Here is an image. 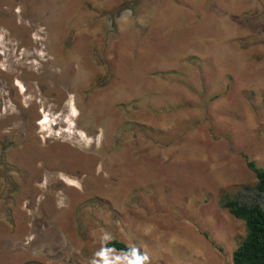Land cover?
<instances>
[{
  "label": "rangeland",
  "instance_id": "obj_1",
  "mask_svg": "<svg viewBox=\"0 0 264 264\" xmlns=\"http://www.w3.org/2000/svg\"><path fill=\"white\" fill-rule=\"evenodd\" d=\"M0 44V264H135L111 240L234 264L246 228L222 202L257 201L264 168V0H0ZM40 45L61 62L22 76ZM67 112L79 138L45 141Z\"/></svg>",
  "mask_w": 264,
  "mask_h": 264
},
{
  "label": "trees",
  "instance_id": "obj_2",
  "mask_svg": "<svg viewBox=\"0 0 264 264\" xmlns=\"http://www.w3.org/2000/svg\"><path fill=\"white\" fill-rule=\"evenodd\" d=\"M248 167L254 172L257 201L243 203L238 199H226L222 206L235 218L242 220L246 228V235L240 245L233 251L234 264H264V168L256 166L252 161ZM105 247L115 248L127 256L136 255L135 249L126 243L111 240Z\"/></svg>",
  "mask_w": 264,
  "mask_h": 264
},
{
  "label": "bare ground",
  "instance_id": "obj_3",
  "mask_svg": "<svg viewBox=\"0 0 264 264\" xmlns=\"http://www.w3.org/2000/svg\"><path fill=\"white\" fill-rule=\"evenodd\" d=\"M43 35H45V33H42ZM44 38H41L40 39V42L42 43V42H44ZM2 41H3V39H2ZM2 41H1V43H2ZM38 41H39V39H38ZM6 42V41H5ZM40 42L39 43H37V44H35V45H33V47L35 48H38L39 47V44H40ZM45 43V42H44ZM1 45V44H0ZM6 45H8V44H6L5 43V46ZM9 46V45H8ZM33 49V48H32ZM31 48H29V49H26V50H24L23 52H22V58L20 59V61H18V63L17 64H19V67H24V69H27V67H32L33 66V64H28V63H26L25 62V60L26 59H30V58H32V57H36L39 61H40V63H38V65H40V67L35 71V70H33V69H30V70H28V71H26V74H25V72L24 73H22V76H26V77H32V76H37L38 78H39V80H43L42 79V73H44V72H46V73H48V70L46 69L45 70V65H49V64H55L56 62H61L58 58H57V56L55 57V58H53V59H50V58H48V56H50V54H48L46 51H48V48H45V49H43L42 47H41V45H40V49H41V53H37V52H31V50H32ZM4 55L6 56V57H10V58H8V64H9V62H12V50H5L4 51ZM72 57V56H71ZM61 59V58H60ZM68 59H69V57H68ZM67 59V61H68V64L66 65V70H67V74H68V72L69 71H73V68L71 67L72 65H73V61H75V59H70V60H68ZM17 62V61H16ZM58 64V63H57ZM17 66V65H16ZM35 66V65H34ZM3 70V69H2ZM12 70V69H11ZM52 70V69H51ZM50 71V70H49ZM75 71V70H74ZM73 71V72H74ZM72 72V73H73ZM1 73H2V75H4V76H7V77H9L10 75H12V74H10V72H8V70L6 69V71L4 70V71H1ZM8 73H9V75H8ZM50 73L52 74V76H54L56 79H58L59 80V78L61 79V77H62V75H63V73H64V70H55V71H50ZM50 74V75H51ZM66 74V75H67ZM11 77V76H10ZM4 89H5V85L3 84V83H1L0 82V99L1 100H3V99H5V93H4ZM32 92V91H31ZM28 93V90L26 89L25 90V92L23 93L24 95H26ZM58 103V102H57ZM58 107H59V104H53V105H51V109H50V111L53 113V112H55L56 110H58ZM6 115L5 116H2L1 118H0V123H2V124H4L5 123V121H8L9 120V117L10 118H13V119H16V118H18V116L16 115V113H15V111L11 108V107H9V106H6ZM70 111V110H69ZM68 113V117H66V119H64V120H62V118H60V117H57L56 119H55V123L54 124H52V123H50V117L51 116H53V114H49V115H47L48 116V118H49V120H48V122H44V123H42L41 125L42 126H44L45 128L41 131L43 134H44V140L45 141H47L48 142V140H58V141H60V140H62V141H70V142H74V140H76L77 138H79V136L76 134V130H74L73 129V131L71 132L70 130H68V134H67V132L66 131H61V132H56V130L58 129L59 130V128L61 127V126H65V125H67L68 123H71L72 121H76V120H79V118L77 117V118H74L73 117V114H70L69 112H67ZM62 114V113H61ZM60 114V115H61ZM66 116V115H65ZM97 119V118H96ZM96 119H95V121H96ZM79 122V121H78ZM77 123V122H76ZM68 126V125H67ZM66 127V126H65ZM39 128H40V126H39ZM41 137V136H40ZM81 141V140H80ZM69 143V142H68ZM78 143V145H80L81 146V143H82V141L81 142H79V141H76V144ZM94 144V143H93ZM86 149V148H85ZM122 180V179H121Z\"/></svg>",
  "mask_w": 264,
  "mask_h": 264
},
{
  "label": "clouds",
  "instance_id": "obj_4",
  "mask_svg": "<svg viewBox=\"0 0 264 264\" xmlns=\"http://www.w3.org/2000/svg\"><path fill=\"white\" fill-rule=\"evenodd\" d=\"M107 239V237H105ZM109 251L115 252L117 251L115 248H111L109 249ZM138 254V259L136 260L135 264H143L144 261L148 260L147 255H143L142 257L139 256V249L135 250ZM95 257H100L102 259L103 264H115L114 261H110L106 256H104L103 252H97L94 254ZM116 260H119V257H116ZM92 264H99V261H97L96 259H93Z\"/></svg>",
  "mask_w": 264,
  "mask_h": 264
}]
</instances>
